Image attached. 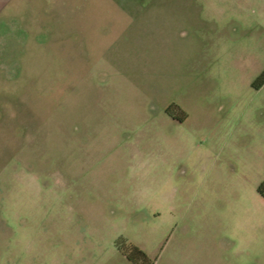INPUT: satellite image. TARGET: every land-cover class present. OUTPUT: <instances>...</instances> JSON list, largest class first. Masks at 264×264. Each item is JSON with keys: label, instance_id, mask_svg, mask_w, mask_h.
I'll use <instances>...</instances> for the list:
<instances>
[{"label": "rangeland", "instance_id": "obj_1", "mask_svg": "<svg viewBox=\"0 0 264 264\" xmlns=\"http://www.w3.org/2000/svg\"><path fill=\"white\" fill-rule=\"evenodd\" d=\"M26 4L0 23V264H264V0Z\"/></svg>", "mask_w": 264, "mask_h": 264}, {"label": "trees", "instance_id": "obj_2", "mask_svg": "<svg viewBox=\"0 0 264 264\" xmlns=\"http://www.w3.org/2000/svg\"><path fill=\"white\" fill-rule=\"evenodd\" d=\"M264 82V69L253 81L252 86L254 88L259 87ZM257 193L264 198V181L259 183L256 187ZM125 258L133 264H151L144 252L138 249L136 246L128 244V251L124 253Z\"/></svg>", "mask_w": 264, "mask_h": 264}, {"label": "crops", "instance_id": "obj_3", "mask_svg": "<svg viewBox=\"0 0 264 264\" xmlns=\"http://www.w3.org/2000/svg\"><path fill=\"white\" fill-rule=\"evenodd\" d=\"M31 1L32 0H0V23L2 24V18L6 15L21 13L22 5ZM150 1L152 0H123V5L121 6L126 7L128 5H134L137 8L143 9Z\"/></svg>", "mask_w": 264, "mask_h": 264}]
</instances>
